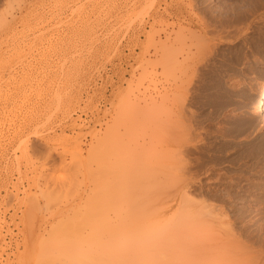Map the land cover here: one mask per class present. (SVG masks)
I'll use <instances>...</instances> for the list:
<instances>
[{
  "label": "rangeland",
  "instance_id": "1",
  "mask_svg": "<svg viewBox=\"0 0 264 264\" xmlns=\"http://www.w3.org/2000/svg\"><path fill=\"white\" fill-rule=\"evenodd\" d=\"M237 5L0 0V264H92L153 227L177 237L168 264L264 262L202 208L264 237V29L236 31Z\"/></svg>",
  "mask_w": 264,
  "mask_h": 264
},
{
  "label": "bare ground",
  "instance_id": "2",
  "mask_svg": "<svg viewBox=\"0 0 264 264\" xmlns=\"http://www.w3.org/2000/svg\"><path fill=\"white\" fill-rule=\"evenodd\" d=\"M237 2L238 3H240V2H242V3H244L245 2V5H244V10L245 11H243V9H242V5L240 6V5H237L236 6V12H237V14H236V20H235V24H237L238 26H234V28L236 27H238V29H236V31L238 30V32H241V31H243L244 30V28L246 29V30H249V29H251V28H257V27H259V26H261V28L262 29H264V14L263 13H259L258 15H257V12H259V11H261V10H264V0H237ZM261 16V17H260ZM249 17H251V18H255L256 20H257V18H258V22H256L255 21V19H253V21H250V23H247V21H248V18ZM260 17V18H259ZM250 18V19H251ZM248 21V22H249ZM234 23V22H233ZM234 24V25H235ZM242 25L244 26L245 25V27L243 28L242 27ZM180 29V28H179ZM263 31V30H262ZM177 34V33H176ZM178 35V34H177ZM262 36H264V35H262ZM176 40V39H175ZM174 41V40H173ZM264 92V91H263ZM256 106L255 107H257V109H258V112H263L264 113V93H262V95H260L259 96V98H258V100H256ZM254 103V104H255ZM264 141V140H263ZM264 143V142H263ZM208 144H209V142H208ZM208 144H206L205 146H204V148H205V153L206 154H208L209 153V151H210V149H209V146H208ZM263 146V145H262ZM260 148H262V149H264L263 147H260ZM261 150V149H260ZM262 151V150H261ZM262 152H264V151H262ZM263 155V154H262ZM207 156H210V153H209V155H207ZM261 156V155H260ZM176 170H180V169H177V168H175ZM175 170V171H176ZM182 172V171H181ZM175 174V173H174ZM260 174V173H259ZM176 175V174H175ZM179 176V175H178ZM257 176V175H256ZM258 176H261V175H258ZM180 177H178V179H179ZM173 179H175V178H173ZM177 179V180H178ZM180 181H175L174 180V184L176 185V186H178V184L179 183H182L181 181H182V179H179ZM192 181V180H191ZM187 182V181H186ZM194 182V181H193ZM231 182V181H230ZM203 183V182H202ZM206 182H204L203 184H205ZM225 183V182H224ZM249 183V182H248ZM251 183V182H250ZM199 184H201V183H199ZM221 184V183H220ZM226 184V183H225ZM228 184V183H227ZM231 184H233V183H231ZM247 184V183H246ZM187 185V184H186ZM188 185H190V184H188ZM193 185V184H192ZM205 185H209L208 183H206ZM216 185V184H215ZM222 185H224L223 183L221 184V186ZM234 185H237V183L236 184H234ZM194 186V185H193ZM201 186V185H200ZM233 186V185H232ZM238 186H240V183L237 185V187ZM247 186V185H246ZM188 187V186H187ZM186 187V188H187ZM196 187H198V186H196ZM202 187H203V185H202ZM206 187V186H205ZM209 187H210V185H209ZM217 187V186H216ZM236 187V188H237ZM241 187H242V185H241ZM248 187H249V185H248ZM191 188L192 187H190V189H189V191L191 190ZM218 188V187H217ZM227 188V187H226ZM225 188V189H226ZM193 189V188H192ZM194 189H195V187H194ZM202 189H204V188H202ZM206 189V188H205ZM204 189V190H205ZM208 189V188H207ZM219 189V188H218ZM230 189V188H229ZM238 189V188H237ZM187 190V189H186ZM200 190H201V188H200ZM199 189H198V191L199 192H202V191H200ZM224 190V189H223ZM239 190V189H238ZM243 190H244V188H243ZM188 191V190H187ZM187 191H185V193H188ZM194 191H196V190H194ZM208 191V190H207ZM206 190L204 191L205 193L207 192ZM220 191H221V189H220ZM234 191H235V189H234ZM253 191V190H252ZM193 192V191H192ZM192 192H190V193H192ZM209 192H211V191H209ZM218 192V191H217ZM236 192H237V190H236ZM240 192V191H239ZM241 192H243L242 190H241ZM248 192V191H247ZM222 193V192H221ZM252 192H250V196L253 194H251ZM195 194H196V192H195ZM199 194H202V193H199ZM210 194V193H209ZM208 193H206V195L207 196H210ZM214 196V198H216L217 200L218 199H222V198H220L219 197V195H218V193L216 194V193H212ZM211 194V195H212ZM224 194V193H223ZM239 194V193H238ZM245 194V193H244ZM187 195H189V194H187ZM203 195H204V193H203ZM222 195V194H221ZM242 195V194H241ZM255 195V194H254ZM253 195V196H254ZM190 196V195H189ZM188 196V197H189ZM192 196V195H191ZM195 195H194V193H193V196H192V198L193 199H191L192 201L194 200V197ZM205 196V195H204ZM207 196H206V198H207ZM222 196H226V194L225 195H222ZM221 196V197H222ZM188 197H187V200H188ZM212 197V198H213ZM230 197V196H229ZM262 197V196H261ZM191 198V197H190ZM225 198V197H224ZM232 198V197H231ZM230 198V199H231ZM254 198V197H253ZM260 198V197H259ZM259 198H258V200H259ZM208 199V198H207ZM211 199V198H210ZM226 199V198H225ZM227 199H229L228 197H227ZM233 200H234V198H232ZM262 199V198H261ZM209 200V199H208ZM208 200H206V201H208ZM233 200H231L232 201V203H234L233 202ZM257 200V199H256ZM263 200H264V198H263ZM262 200V201H263ZM189 201V200H188ZM210 201H212V200H210ZM210 201H208L209 202V204H211L210 203ZM213 201H215V200H213ZM222 201H223V199H222ZM226 202H227V200H225ZM224 201V202H225ZM244 201V200H243ZM261 201V203H263ZM190 202V201H189ZM194 202H195V200H194ZM208 202L206 203V204H208ZM216 202V201H215ZM237 201H235V203H236ZM251 202V201H250ZM249 201H248V203H250ZM256 202V201H255ZM260 202V200L258 201V203ZM217 203H219V202H217ZM191 204V203H190ZM193 204V203H192ZM191 204V205H192ZM198 204H199V202H198ZM231 204V203H230ZM245 204V203H244ZM254 204V203H253ZM257 203H255V205H256ZM260 204V203H259ZM202 205H205V203L204 204H202ZM250 205V204H249ZM258 205V204H257ZM198 206V205H197ZM206 206V205H205ZM210 206V205H209ZM224 206V205H223ZM233 206V205H232ZM246 206H248V205H246ZM252 206V205H251ZM263 206H264V204H263ZM212 207H213V205H212ZM212 207L210 208V207H202L203 209H205V216H210V215H213L216 219L218 218V217H220V218H224V219H221V224H223V225H225L226 227L225 228H227L226 230H228L229 232H230V237L229 238H233L234 240L233 241H237V243H238V248H239V250L241 251V253L244 251V253H251V251L253 252V247L256 245V244H258L259 245V248L261 249L260 251L261 252H263L264 251V237L263 236H258L256 233H254L253 234V232L256 230V228L254 229L253 227L255 226V224H254V226L252 227V229H254V231H251L250 230V228H249V223H252L251 221H245L246 220V216H245V214H246V212H247V210H246V212L245 211H241V210H237V209H239V208H234L235 207V204H234V207H232V208H230V209H232L233 210V208L234 209H236V211L234 212V211H232V213L233 214H231L232 215V217L233 218H235L236 220H240V219H243L245 222H244V224L241 226V224L240 225H238V223H240V222H238V223H235L236 222V220H234V224H232L231 223V221L233 222V220L232 219H230L229 221H227V218H229V217H231L230 216V214L228 215V213H227V210H226V213H225V211L224 210H222L223 209V207H222V209H218L216 206H214V207H216L217 208V210H216V208H214L213 207V209H212ZM221 208V207H220ZM225 208V207H224ZM243 208V207H242ZM241 209V208H240ZM246 209V208H245ZM249 209V208H248ZM244 210V209H243ZM263 210V209H262ZM261 210V211H262ZM251 211V210H250ZM253 211V210H252ZM252 211H251V213H252ZM260 211V212H261ZM260 212H258V213H260ZM263 212V211H262ZM261 212V213H262ZM248 213H249V211H248ZM248 213H247V215H248ZM225 214H227V216H229V217H227V216H225ZM254 214V213H253ZM252 215V214H251ZM257 216V214H254V216ZM264 215V213L262 214V216ZM187 216V215H186ZM249 216H250V214H249ZM253 216V217H254ZM192 217L193 216H191L190 218H189V220H190V222L189 223H191V222H193L194 220H192ZM245 217V218H244ZM258 217V216H257ZM88 218V217H87ZM226 218V219H225ZM238 218V219H237ZM259 218V217H258ZM248 219V218H247ZM260 219H261V217H260ZM259 219V220H260ZM187 221H188V219H186ZM227 222H226V221ZM249 220V219H248ZM253 220H257V218L256 219H253ZM259 222H261V221H259ZM263 222H264V220H263ZM202 224H203V222H201ZM243 223V222H242ZM262 223V222H261ZM68 224V223H67ZM192 224V226H197L196 224L194 225V223H191ZM221 224H220V226H221ZM253 224V223H252ZM260 224V223H259ZM77 225V224H76ZM204 225V224H203ZM256 225H258V224H256ZM71 226H73V225H71ZM190 228H191V226L190 225H188ZM205 226V225H204ZM260 226V225H259ZM258 226V227H259ZM62 227V226H61ZM61 227H59V228H61ZM65 227H68V225H65ZM78 227V226H77ZM128 227V226H127ZM188 227V228H189ZM223 227V226H222ZM263 227V226H262ZM70 228V227H69ZM121 228H123V227H121ZM205 228H206V226H205ZM264 228V227H263ZM259 229V228H258ZM61 230H62V228H61ZM79 230V229H78ZM81 230V229H80ZM165 230H167V228H165ZM225 230V229H224ZM263 230V229H262ZM262 230H260L261 232H262ZM71 231H72V229H70V234H71ZM124 231V230H123ZM168 231V230H167ZM203 231H205V233H207V231H209V230H203ZM213 231V230H212ZM62 233H63V231H61ZM68 232V231H67ZM74 232H76V230H74ZM161 232V230H159L158 229V227H153L152 228V230H151V232L150 233H153V234H151V237L153 236V238H148L149 239V241H145V239H143V241L142 240H137L136 241V244L138 245V247H139V245H140V248L142 247V248H144L143 250H142V248H141V250L139 249V248H137L136 246H135V241H130L131 243H132V245H133V243H134V245H133V247L135 248V250L138 252V253H140V255H141V251H143V254H148V252L150 251V250H153V257H152V259L154 258V263L153 264H168V260H169V256H170V254H168L167 253V251H168V249H169V251H170V247L173 245V244H176V241L174 240L175 238H177V237H175L174 238V235L172 234V233H166L165 231H164V233H166L168 236H166V237H168V238H162V237H160V234H164L163 232L162 233H160ZM202 232V231H201ZM211 232V231H210ZM258 232V231H257ZM58 233V232H57ZM56 233V234H57ZM78 233V232H77ZM76 233V234H77ZM79 233H81L80 231H79ZM225 233V232H224ZM66 234V232L64 233V235ZM111 234V233H110ZM159 234V235H158ZM169 234H170V236H169ZM203 234V233H202ZM225 234H228V233H225ZM260 234V233H259ZM263 234V233H262ZM80 235V234H79ZM171 235H172V237H171ZM254 235H255V237H254ZM60 236V235H59ZM66 236H68V235H65V237ZM203 236V235H202ZM208 236H210V234L208 235ZM207 236V239L209 238ZM226 236V235H225ZM58 237V236H57ZM56 237V238H57ZM143 238H145L144 237V235L142 236ZM169 237H171L172 238V240H171V238H169ZM203 237H205L206 238V236H203ZM59 238V237H58ZM63 238V237H62ZM70 238V237H69ZM81 238V237H80ZM125 238H126V236H125ZM124 238V240H123V244H124V242H125V244L127 243H129L128 241H129V239L127 240V239H125ZM162 238V239H161ZM204 238V239H205ZM211 238V237H210ZM226 238H228V236L226 237ZM60 239V238H59ZM99 239V238H98ZM203 239V238H202ZM95 240V239H94ZM102 240V239H101ZM108 240V239H107ZM114 240V239H113ZM131 240H133V239H131ZM169 240V241H168ZM209 240V239H208ZM218 240V239H217ZM103 241V240H102ZM105 241V240H104ZM109 241V240H108ZM118 241V240H117ZM138 241H140V242H138ZM167 241V242H166ZM170 241H172V242H170ZM175 241V242H174ZM205 241H206V239H205ZM230 241V240H229ZM232 241V240H231ZM235 241V242H236ZM60 242V241H59ZM122 242V241H121ZM209 242V241H208ZM228 241L226 240V243H227ZM48 243V242H47ZM47 243H45V245H44V242L41 244L42 246H40L42 249H44V247L45 246H47V245H49V244H47ZM63 245L62 246H64V243L63 242H61ZM91 243V242H90ZM97 243H99V242H97ZM140 243V244H139ZM47 244V245H46ZM112 244V242L109 244V245H111ZM126 244V245H127ZM130 244V243H129ZM129 244H128V247H132V246H129ZM56 245V244H55ZM60 245V244H59ZM58 245V246H59ZM73 245V244H72ZM77 245V244H76ZM97 245V244H96ZM113 245V244H112ZM111 245V246H112ZM116 245V244H115ZM114 245V246H115ZM118 245V244H117ZM121 245V244H120ZM61 246V245H60ZM106 246V245H105ZM104 245L102 246V247H105ZM110 246V247H111ZM122 246H124V245H122ZM145 246V247H144ZM257 246V245H256ZM255 246V247H256ZM51 246H47V248H50ZM109 247V248H110ZM128 247H125V248H128ZM132 247V248H133ZM218 247H220V246H218ZM237 247V246H236ZM60 248V247H59ZM71 248V247H70ZM87 248H89V247H87ZM99 248H101V246L99 247ZM137 248V249H136ZM145 248H149V251L148 252H146V253H144L145 251ZM256 248H258V246L256 247ZM256 248H255V250H256ZM41 249V250H42ZM77 249V248H76ZM103 250H104V248H102ZM129 249V248H128ZM221 249V248H220ZM225 249V248H224ZM224 249H222V250H224ZM234 249H236L235 247H234ZM68 250V249H67ZM71 250V249H70ZM93 250V249H92ZM96 250V249H95ZM94 250V251H95ZM110 250V249H109ZM114 250V249H113ZM131 250V249H130ZM139 250V251H138ZM238 250V251H239ZM248 252H247V251ZM42 251H44V250H42ZM48 251V250H47ZM61 251H62V249H61ZM93 251V252H94ZM107 251V250H106ZM122 251V250H121ZM127 251V250H126ZM136 251L133 253V254H135L136 253ZM147 251V250H146ZM221 251V250H220ZM235 251V250H234ZM236 251H237V249H236ZM239 251V252H240ZM75 252V251H74ZM89 251H87V253H88ZM123 252V251H122ZM133 252V251H132ZM132 252H130V253H128L129 254V256H128V254L126 255L125 253H124V255H122V253L120 254V255H113V254H109V255H103V254H98L97 256H95V257H93L92 259H91V263L92 264H112L113 262H114V264H116V263H126V261L127 262H129V260L131 261L133 258H131L132 256H133V254H132ZM47 253V252H46ZM63 253V252H62ZM61 253V254H62ZM96 253H99V252H96ZM101 253V252H100ZM77 254V253H76ZM81 254V253H80ZM105 254V253H104ZM130 254H132V255H130ZM137 254V253H136ZM142 254V255H143ZM225 254V253H224ZM257 254V253H256ZM261 254V253H260ZM39 255H41V254H39ZM44 255V254H43ZM49 255V254H48ZM151 255V254H150ZM169 255V256H168ZM263 255V254H262ZM72 256V255H71ZM90 256V255H89ZM131 256V257H130ZM139 255H137V256H135V258H137ZM41 257V256H40ZM40 257H39V259H40ZM46 257V256H45ZM49 257H51V256H49ZM126 257H129L130 259H126ZM141 258L143 257V256H140ZM140 257H139V261H138V259H137V261L136 262H140ZM261 257V256H260ZM44 258V257H43ZM42 258V259H43ZM90 258H91V256H90ZM253 258V257H252ZM258 258V257H257ZM39 259H38V261H39ZM47 259H49V258H47ZM58 259V258H57ZM171 259V258H170ZM248 259H250V258H248ZM254 259V258H253ZM258 259H260V258H258ZM51 260L52 259H49L48 261H50L51 262ZM59 260V259H58ZM79 260V259H78ZM247 260V259H246ZM245 260V261H246ZM252 260V259H251ZM251 260H249V261H251ZM262 260H264V257H263V259ZM262 260H261V263H262ZM38 261H36V262H38ZM56 261V260H55ZM135 261V260H134ZM133 260H132V262H134ZM141 261H142V259H141ZM42 262V261H41ZM50 262L49 263H47L46 262V260L44 261V263H42V264H50ZM52 262H54L53 260H52ZM51 262V263H52ZM57 262V261H56ZM55 262V263H56ZM72 262V261H71ZM257 262H259L258 260H257ZM122 263V264H123ZM37 264V263H36ZM39 264V263H38ZM128 264V263H127ZM129 264H132V263H130L129 262ZM135 264H137V263H135ZM140 264V263H139ZM141 264H143V263H141ZM151 264V263H150ZM255 264H256V262H255ZM262 264H264V262L262 263Z\"/></svg>",
  "mask_w": 264,
  "mask_h": 264
}]
</instances>
